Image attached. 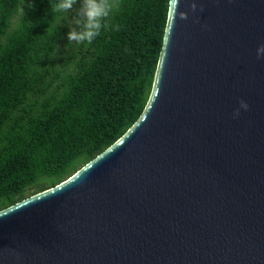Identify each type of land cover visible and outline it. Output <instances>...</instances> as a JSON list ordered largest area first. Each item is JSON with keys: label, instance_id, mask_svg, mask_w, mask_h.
<instances>
[{"label": "water", "instance_id": "1", "mask_svg": "<svg viewBox=\"0 0 264 264\" xmlns=\"http://www.w3.org/2000/svg\"><path fill=\"white\" fill-rule=\"evenodd\" d=\"M261 43L264 0H169L143 112L0 210V264H264Z\"/></svg>", "mask_w": 264, "mask_h": 264}, {"label": "trees", "instance_id": "2", "mask_svg": "<svg viewBox=\"0 0 264 264\" xmlns=\"http://www.w3.org/2000/svg\"><path fill=\"white\" fill-rule=\"evenodd\" d=\"M55 2L0 0V210L109 147L151 93L169 0H117L91 44L68 40Z\"/></svg>", "mask_w": 264, "mask_h": 264}, {"label": "clouds", "instance_id": "3", "mask_svg": "<svg viewBox=\"0 0 264 264\" xmlns=\"http://www.w3.org/2000/svg\"><path fill=\"white\" fill-rule=\"evenodd\" d=\"M77 0H57L50 4L53 13H65L72 9ZM117 7V0H82V5L79 9V17L82 19L76 20V28L68 32V40L76 43L87 42L91 44L92 41L101 34L102 28L105 27V20L110 16L113 10ZM119 30V26H116ZM51 33L52 29L48 27L46 30ZM257 58H264V43L257 47ZM240 107L235 110L234 117L239 116L240 109H248V104L244 100L239 101Z\"/></svg>", "mask_w": 264, "mask_h": 264}, {"label": "rangeland", "instance_id": "4", "mask_svg": "<svg viewBox=\"0 0 264 264\" xmlns=\"http://www.w3.org/2000/svg\"><path fill=\"white\" fill-rule=\"evenodd\" d=\"M73 8L74 7H72V9L71 10H69V12H68V20H69V27H70V30L71 29H73L74 28V26H75V24H74V18H75V14L73 13ZM71 42H73V41H71ZM63 47V51H66L67 50V48L66 47H64V46H62Z\"/></svg>", "mask_w": 264, "mask_h": 264}]
</instances>
